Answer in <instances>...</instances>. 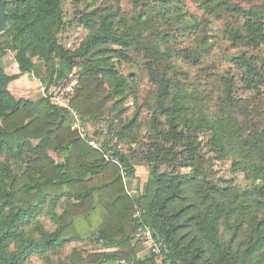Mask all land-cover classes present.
Returning <instances> with one entry per match:
<instances>
[{"label": "trees", "instance_id": "1", "mask_svg": "<svg viewBox=\"0 0 264 264\" xmlns=\"http://www.w3.org/2000/svg\"><path fill=\"white\" fill-rule=\"evenodd\" d=\"M62 2L5 3L8 27L0 33V264H26L33 256L46 258L71 242L93 237L107 249L120 251L87 259L74 251L69 262L60 264H116L126 255L132 264H156L153 257L137 258L143 248L133 244L136 206L145 211V223L169 249L163 264H264V129L255 132L221 113H208L195 91L167 75L153 74L159 96L156 115L164 120L155 116L151 121L148 148L139 152V159L132 148L129 157L121 158L133 180L138 178L137 161L148 166L143 192L130 197L122 168L80 137L71 109L87 124L103 118L111 105L125 102L136 79L123 76L111 59L128 60L135 41L116 25L120 10L92 12L82 19L88 37L80 48L67 49L59 41L65 28ZM173 2L162 0L160 14L165 16ZM205 7L218 17L235 14L244 19L240 30L229 32L233 47L264 45V6L246 10L229 0H206ZM9 53L17 55L25 72L36 74L35 60L42 61L50 75L48 80L36 77L47 90L55 76L60 79L66 71L81 68V91L76 89L70 109L50 98H17L10 84L19 75L8 74L5 67ZM176 55L192 65L204 57L189 48ZM233 60L244 69L248 85L264 82L249 59ZM204 131L211 137L205 144L200 139ZM210 154L229 158L233 172L241 170L254 188L238 193L221 186ZM179 167L192 172L183 175L175 171ZM46 209L55 220L54 231L38 221Z\"/></svg>", "mask_w": 264, "mask_h": 264}, {"label": "rangeland", "instance_id": "2", "mask_svg": "<svg viewBox=\"0 0 264 264\" xmlns=\"http://www.w3.org/2000/svg\"><path fill=\"white\" fill-rule=\"evenodd\" d=\"M229 1L246 10L261 9L264 6V0ZM205 2L206 0H174L169 11L163 16L159 11L162 0H63L65 28L59 34V41L67 49L80 48L88 37L89 29L82 19H87L92 12L101 14L120 10L115 18L116 25L121 30L130 32L135 41L134 49L128 53V60L111 59L123 76H135L133 93L129 94L122 104L111 105L100 120L82 124L91 138L99 140L103 145L117 139L127 148H132L139 159V152L148 148L151 121L158 116V83L153 81V74L167 75L172 81L179 80L186 88L195 91L208 113H221L239 126L249 125V130L263 131L264 82L258 87L248 85L244 69L233 58L242 56L249 59L260 69L264 78V45L258 48L233 47L228 39L229 32L232 29L240 30L244 19L235 14H222L218 17L206 10ZM195 23L196 27L193 25ZM185 48L201 51L203 61L192 65L176 55L180 49ZM35 62L36 74L32 71H22L17 63V55L9 53L5 62L6 70L8 74L19 75V79L10 84V90L17 94L21 90H28L29 93L23 94L25 99L38 101L41 98H50L51 102L69 108L77 94L76 89L79 87L81 91L78 83L82 69L68 70L60 79H56L58 75L55 76L49 90H46L40 85L41 81L37 77L48 80L50 72L42 61ZM57 64L59 68V63ZM29 76H37V80L30 82ZM43 89L45 91H42ZM158 118L164 120L160 116ZM126 127L127 137L122 139V130ZM210 138V133L206 131L200 134L203 144ZM208 150L209 148H206V151ZM50 155L57 162H61L56 153L51 151ZM209 157L213 158L215 176L222 179L221 186L232 188L238 193L254 188L255 184L246 180L241 170L233 172L229 158L216 159L213 154ZM135 166L139 182L133 183L130 178L128 186L138 188L141 194L147 182L148 166L140 160ZM19 169L22 170V166ZM161 170L165 171L167 168L162 167ZM175 171H180L183 175L192 172L187 167H179ZM58 212L62 213V210L59 209ZM38 221L48 231H54L56 228L50 210L46 209L44 214L38 217ZM35 236L38 237V234ZM136 243L142 244L136 242L134 236L133 244ZM142 248L137 258L153 257L156 264H159L143 244ZM116 250L118 249H107L103 241L93 237L71 242L58 253H49L46 258L33 256L26 264L69 262L74 251L80 252L83 258L87 259L89 255L95 258ZM123 258L130 259L127 255Z\"/></svg>", "mask_w": 264, "mask_h": 264}, {"label": "built area", "instance_id": "3", "mask_svg": "<svg viewBox=\"0 0 264 264\" xmlns=\"http://www.w3.org/2000/svg\"><path fill=\"white\" fill-rule=\"evenodd\" d=\"M42 91H45V89H43ZM66 109H70V107ZM72 114L74 116V130L79 133L80 137L85 140L90 147L97 151H100L106 161L116 164L122 168L121 158L129 157L131 155V150L117 139L111 141L107 145H103L99 142V140L91 138L86 132L85 128L82 126V120L77 114V112L72 111ZM122 175L125 182L127 194L132 198H138L140 195V191L138 188H130L128 186V181L130 180V178L126 175V171L124 168H122ZM144 217L145 211L140 207L136 206V210L133 216L134 228L136 230L135 241L141 242L144 247L153 254L158 263L163 264L166 254L169 253V249L165 244H163L155 237L151 227L145 223ZM116 264H132V262L129 260L122 259L118 260Z\"/></svg>", "mask_w": 264, "mask_h": 264}, {"label": "water", "instance_id": "4", "mask_svg": "<svg viewBox=\"0 0 264 264\" xmlns=\"http://www.w3.org/2000/svg\"><path fill=\"white\" fill-rule=\"evenodd\" d=\"M5 3L6 0H0V33L6 31L7 25V17L5 12Z\"/></svg>", "mask_w": 264, "mask_h": 264}, {"label": "crops", "instance_id": "5", "mask_svg": "<svg viewBox=\"0 0 264 264\" xmlns=\"http://www.w3.org/2000/svg\"><path fill=\"white\" fill-rule=\"evenodd\" d=\"M4 61L6 62V58H5ZM29 78H30V80H29L30 82H33V80H37L35 77H32V76H29ZM26 80H27V79H26ZM19 81H20V80H19ZM36 83H37V82H36ZM40 85L43 86L41 82H40ZM25 92L29 93L28 90H26V91L21 90V91H19L18 94L15 93V92H13V94H14L17 98H23V94H25ZM135 181L139 182V179H137V180H132L131 182L136 183Z\"/></svg>", "mask_w": 264, "mask_h": 264}]
</instances>
